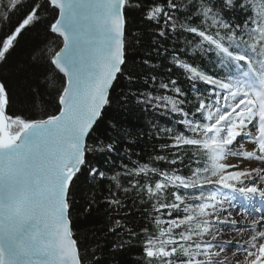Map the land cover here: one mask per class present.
<instances>
[{"label":"snow or ice","instance_id":"6c2138e0","mask_svg":"<svg viewBox=\"0 0 264 264\" xmlns=\"http://www.w3.org/2000/svg\"><path fill=\"white\" fill-rule=\"evenodd\" d=\"M0 264H264V0H0Z\"/></svg>","mask_w":264,"mask_h":264},{"label":"trees","instance_id":"16d2710c","mask_svg":"<svg viewBox=\"0 0 264 264\" xmlns=\"http://www.w3.org/2000/svg\"><path fill=\"white\" fill-rule=\"evenodd\" d=\"M37 31H38L37 29H33L32 32L26 34L22 42L25 44H31V43L36 42L38 39L36 36ZM39 31H42V29H39ZM126 119H127V123L125 124V127L130 128L136 132L141 131L140 125L146 122L145 120L140 118L139 113L133 114L131 116H127ZM154 142L155 141H153L150 137H144L139 141L137 150H142L141 154L145 158H147L148 155L153 151L152 145ZM129 220L131 224H135L136 226H139L142 223L141 218L139 216L129 217ZM97 226L102 227L103 225L100 224ZM129 258L130 256H125L126 260Z\"/></svg>","mask_w":264,"mask_h":264},{"label":"rangeland","instance_id":"374dc122","mask_svg":"<svg viewBox=\"0 0 264 264\" xmlns=\"http://www.w3.org/2000/svg\"><path fill=\"white\" fill-rule=\"evenodd\" d=\"M227 231V230H226ZM231 236H225L224 239H230Z\"/></svg>","mask_w":264,"mask_h":264}]
</instances>
